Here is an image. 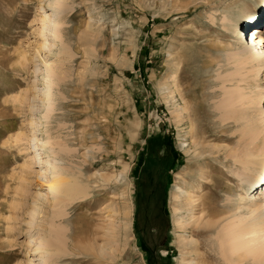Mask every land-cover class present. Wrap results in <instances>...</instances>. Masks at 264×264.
<instances>
[{
  "label": "rangeland",
  "instance_id": "1",
  "mask_svg": "<svg viewBox=\"0 0 264 264\" xmlns=\"http://www.w3.org/2000/svg\"><path fill=\"white\" fill-rule=\"evenodd\" d=\"M62 1L56 45L40 29L42 0H0V264H30V237L52 224L70 237L58 264H229L217 238L224 218L215 225L201 210L239 203L246 123L224 118L242 107H228L241 89L262 95L251 114L262 112L264 67L239 82L232 51L263 27L264 0ZM35 63L54 98L35 134L55 142L38 153L89 187L63 205L38 175L48 164L27 149ZM200 187L191 220L187 192Z\"/></svg>",
  "mask_w": 264,
  "mask_h": 264
},
{
  "label": "bare ground",
  "instance_id": "2",
  "mask_svg": "<svg viewBox=\"0 0 264 264\" xmlns=\"http://www.w3.org/2000/svg\"><path fill=\"white\" fill-rule=\"evenodd\" d=\"M65 5L62 0H42V25L40 29L42 32L47 31L50 34L51 41L54 44L58 43L59 32L57 27L62 23V15L67 7ZM236 29L238 30V28ZM241 35H244V33L241 32ZM259 44L260 46H258ZM58 50V54H65L68 51V46L61 43L60 46L58 45ZM232 53L237 61L236 73L239 75L237 81L249 83V77L259 74L264 67V24L262 28L256 24L253 25L247 38L243 39L242 44L235 48ZM242 72L247 73L243 75ZM33 73L35 79L30 88V110L32 115L28 122L29 128H31V136L28 138L29 146L27 149L33 154L31 162L38 165H42L44 162L48 164V167L43 166L41 168L38 175L42 179L46 177L47 186L54 203L63 205L66 202H72L79 196L88 195L89 187L80 181L78 175L65 167L59 158H56L53 164L49 160H43L41 153H38L40 150L39 145L45 147L48 144L53 145L55 142L53 137H49L47 141H41L35 134V128L41 125V117L50 116L54 98L50 87L41 88L37 84L40 79L45 80L48 76L46 65L41 66L35 63ZM244 76L245 79L242 78ZM176 77L175 75L174 78L176 79ZM261 98L262 95L260 94H247L244 89H241L240 93L229 98L228 107L237 102L242 107L240 109L226 107L228 112L226 111L225 121L235 119L237 122L246 123L245 130L242 133L243 147L240 154L234 159L236 169H240L234 171L236 179L240 181L239 187L242 191L237 194L239 203L227 207L221 214H212L211 209L208 207L201 210L202 213L216 218L215 225L221 224L224 218L225 222L221 225L217 238L220 242L223 259L229 260V264L230 262L231 264H234V262H236L235 264H244L247 261H252L253 264H264V109L256 117L251 114L254 104L256 105ZM42 108L46 109V113L41 112ZM230 113L234 116H230ZM37 114H40V117ZM23 137L20 133L17 139ZM52 152L55 154L57 150L53 148ZM202 191L200 187L197 193L187 192V204L190 206L189 215L191 220L195 219L197 208L201 204L203 205L204 199L200 195ZM226 192L227 203L233 204L236 201V199L234 200L235 189L232 187ZM42 195L41 191L36 192V197ZM238 210H242V212H238ZM33 213H35V210H31V215H34ZM65 214L64 212L62 215L65 216ZM54 225L56 224H52L50 226L52 228L40 239L30 237L28 250L35 253L29 259L30 264H58L61 256L69 254L70 237L68 227H63L64 225L61 224ZM115 237L117 238V234ZM115 243L118 245V242L115 241ZM35 256H37L36 259L32 258Z\"/></svg>",
  "mask_w": 264,
  "mask_h": 264
},
{
  "label": "trees",
  "instance_id": "3",
  "mask_svg": "<svg viewBox=\"0 0 264 264\" xmlns=\"http://www.w3.org/2000/svg\"><path fill=\"white\" fill-rule=\"evenodd\" d=\"M167 138H168V136H164V137H163V139H167Z\"/></svg>",
  "mask_w": 264,
  "mask_h": 264
}]
</instances>
